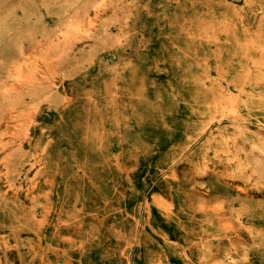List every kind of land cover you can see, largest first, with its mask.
<instances>
[{
	"label": "rangeland",
	"instance_id": "374dc122",
	"mask_svg": "<svg viewBox=\"0 0 264 264\" xmlns=\"http://www.w3.org/2000/svg\"><path fill=\"white\" fill-rule=\"evenodd\" d=\"M0 264H264V0H0Z\"/></svg>",
	"mask_w": 264,
	"mask_h": 264
},
{
	"label": "bare ground",
	"instance_id": "6f19581e",
	"mask_svg": "<svg viewBox=\"0 0 264 264\" xmlns=\"http://www.w3.org/2000/svg\"><path fill=\"white\" fill-rule=\"evenodd\" d=\"M89 49H90V48H89ZM89 49H88V50H89ZM92 49H93V48H92ZM80 53H81V52H80ZM80 55H83V54H80ZM83 57H84V56H83ZM77 58H78V57H77ZM81 60H82V59H81ZM81 60H80V61H81ZM82 61H83V60H82ZM72 62H73V61H72ZM69 68H70V67H69ZM72 68H74V66H73ZM67 70H68V69H67ZM72 70H73V69H72ZM65 72H66V71H65ZM67 72H68V71H67ZM68 73H69V72H68ZM212 97H213V96H212ZM212 99H213V98H212ZM27 100H28V99H27ZM57 109H59V108H57ZM56 111H57V110H56ZM201 135H202V134H201ZM197 142H198V141H197ZM187 151H188V150H187ZM25 161H26V160H25ZM23 163H24V162H23ZM22 258H23V257H22Z\"/></svg>",
	"mask_w": 264,
	"mask_h": 264
}]
</instances>
